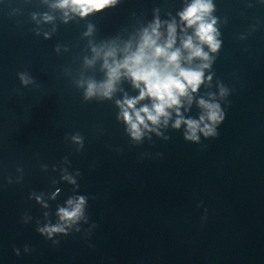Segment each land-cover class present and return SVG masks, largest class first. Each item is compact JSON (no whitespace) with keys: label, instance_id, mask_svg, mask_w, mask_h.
<instances>
[{"label":"water","instance_id":"1","mask_svg":"<svg viewBox=\"0 0 264 264\" xmlns=\"http://www.w3.org/2000/svg\"><path fill=\"white\" fill-rule=\"evenodd\" d=\"M55 2L0 0V264H264V0H212L221 49L204 70L212 80L181 112L198 120L203 98L226 118L217 138L200 143L183 139L184 126L171 128L175 114L161 129L169 140L150 133L133 141L115 103L138 95L130 81L103 102H85L77 85L105 79L102 59L84 64L92 45L131 41L135 49L156 15L183 27L177 13L191 0H120L67 24ZM89 23L93 34L84 36ZM64 169L75 185L62 179ZM79 195L88 219L80 232L54 245L36 231L37 222L57 223L58 208Z\"/></svg>","mask_w":264,"mask_h":264},{"label":"clouds","instance_id":"2","mask_svg":"<svg viewBox=\"0 0 264 264\" xmlns=\"http://www.w3.org/2000/svg\"><path fill=\"white\" fill-rule=\"evenodd\" d=\"M45 3L48 0H44ZM120 0H56L49 6L59 9L63 14V22L67 24L74 17L84 19L94 13H101L105 9L114 8ZM215 6L212 0H191L181 11L177 13L180 24L173 18L171 22L161 21L159 16H154L152 22L144 27L139 33V40L133 49L131 41L125 43L123 48L116 45L115 41H107L99 46L92 45L91 59L85 57L84 64L92 67L97 60L103 61L102 71L105 72V79L97 81L92 78L80 79L77 85L83 88V100L85 102L96 99L100 102L111 100L117 85L122 80L130 81L131 87L138 92V95H124L123 100H116L119 108L117 120L125 125V132L136 142H141L147 136L152 139L150 133L157 137H162L167 141L170 139L161 129H167L173 114L175 120L171 123V128L179 131L184 126L183 139L186 142L200 143L201 136L204 138H217L218 127L224 122L226 113L222 111L219 103L208 102L201 98L198 106L203 110L199 119L186 118L181 112L188 108L184 107V102L189 106L193 103L194 94L198 93L201 85L212 80V75L205 78V69H210L214 56L221 49V40L217 37L220 33L216 28V18L212 16ZM37 14L32 13V19H36ZM46 23L52 22L54 17L44 13L42 17ZM166 25V32L161 28ZM182 34L178 37V31ZM192 29V34L188 30ZM55 31V29H53ZM94 25L89 23L84 36H91ZM39 35V32H37ZM51 33H44L45 39L50 38ZM179 39L180 47H176ZM207 46L208 51H205ZM57 52L60 46L57 45ZM67 50V47H65ZM186 53V55H185ZM118 54H122L118 56ZM194 61L201 63L193 66ZM187 65V66H185ZM21 83L27 85L32 82L26 73H18ZM221 96L226 94V90L221 87ZM212 95L211 93L209 94ZM147 101V103H142ZM139 105V107H138ZM207 121V122H206ZM72 141L82 149L84 147L83 137L75 134ZM63 180L75 185L76 180L67 174L64 169ZM8 183H12L11 179ZM78 187V186H77ZM44 208H48L47 203H43L41 196L31 194ZM54 198V197H53ZM87 198L79 195L67 200V207H59L56 215L58 222H51L41 225L36 224V231L52 243L58 244V236H68L75 232H80L78 223L83 220L88 223L85 214ZM47 217L48 213L45 212ZM27 223V220H25ZM93 229L95 224L91 226ZM16 254L19 251L14 249ZM32 251L27 246L25 252Z\"/></svg>","mask_w":264,"mask_h":264}]
</instances>
